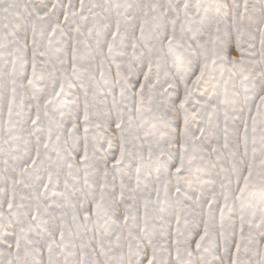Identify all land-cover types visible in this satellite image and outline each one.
<instances>
[{"label":"snow or ice","instance_id":"1","mask_svg":"<svg viewBox=\"0 0 264 264\" xmlns=\"http://www.w3.org/2000/svg\"><path fill=\"white\" fill-rule=\"evenodd\" d=\"M0 264H264V0H0Z\"/></svg>","mask_w":264,"mask_h":264}]
</instances>
